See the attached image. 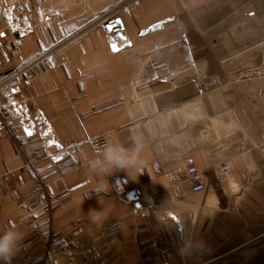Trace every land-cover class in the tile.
<instances>
[{
    "label": "crops",
    "instance_id": "1",
    "mask_svg": "<svg viewBox=\"0 0 264 264\" xmlns=\"http://www.w3.org/2000/svg\"><path fill=\"white\" fill-rule=\"evenodd\" d=\"M169 1L0 0V234L22 237L12 264H217L233 213H214L207 177L264 175V83L237 78L262 60L264 0ZM113 16L121 31L107 34ZM95 137L141 139L139 165L93 172ZM189 166L204 192L168 185Z\"/></svg>",
    "mask_w": 264,
    "mask_h": 264
},
{
    "label": "bare ground",
    "instance_id": "2",
    "mask_svg": "<svg viewBox=\"0 0 264 264\" xmlns=\"http://www.w3.org/2000/svg\"><path fill=\"white\" fill-rule=\"evenodd\" d=\"M234 177L238 175H232ZM255 176V175H249ZM250 190H253L251 188ZM253 195L257 192L252 191ZM258 197V195H256ZM242 205L216 231L223 241L217 264H264V203ZM217 221V217H215Z\"/></svg>",
    "mask_w": 264,
    "mask_h": 264
},
{
    "label": "rangeland",
    "instance_id": "3",
    "mask_svg": "<svg viewBox=\"0 0 264 264\" xmlns=\"http://www.w3.org/2000/svg\"><path fill=\"white\" fill-rule=\"evenodd\" d=\"M179 7H183V3L179 0H170L169 1V10ZM187 8V7H186ZM169 13H172L169 11ZM181 55L182 58H190L188 53H170V58H175V55ZM191 54V58H192ZM246 68V67H244ZM244 68L239 69L242 70ZM238 71V72H239ZM208 178L209 186L208 192L211 194L212 199L217 204L215 212L216 215L221 213L220 205L224 202L226 203L225 208L229 207L232 209L231 213L235 214L239 206L248 205V206H257V203H264V175H238L236 177L232 175H223V178L219 175H210ZM253 188L256 195L252 194ZM262 203V204H263ZM216 256V255H215ZM214 256V257H215ZM215 264V262H212Z\"/></svg>",
    "mask_w": 264,
    "mask_h": 264
},
{
    "label": "built area",
    "instance_id": "4",
    "mask_svg": "<svg viewBox=\"0 0 264 264\" xmlns=\"http://www.w3.org/2000/svg\"><path fill=\"white\" fill-rule=\"evenodd\" d=\"M102 30L107 34L112 32H120L121 26L118 17L113 16L110 18V20L105 21V23L102 24ZM48 57L49 55H46V58ZM26 71L27 70L23 71L22 74L26 73ZM237 78L241 81H252L258 79L261 80L262 83H264V50L260 63L240 70L237 74ZM6 128V124L0 115V133L5 131ZM88 143L95 150L96 154L98 149H101L105 145H108L107 140L104 137L92 138L88 141ZM50 151V156L56 160L58 158L61 159L66 156L64 147L51 146ZM183 183H189L191 185L193 194L204 192L207 188V180L205 174L195 166H189L185 169L170 172L168 174V185L170 187L176 189ZM148 208L151 209V205H148ZM48 264L54 263L49 260Z\"/></svg>",
    "mask_w": 264,
    "mask_h": 264
},
{
    "label": "clouds",
    "instance_id": "5",
    "mask_svg": "<svg viewBox=\"0 0 264 264\" xmlns=\"http://www.w3.org/2000/svg\"><path fill=\"white\" fill-rule=\"evenodd\" d=\"M144 147L143 141L133 138V146L126 149L120 145H105L97 150V155L89 163L90 169L98 174H108L115 170H128L139 165V154ZM22 244L21 234L7 230L0 234V264H12Z\"/></svg>",
    "mask_w": 264,
    "mask_h": 264
},
{
    "label": "snow or ice",
    "instance_id": "6",
    "mask_svg": "<svg viewBox=\"0 0 264 264\" xmlns=\"http://www.w3.org/2000/svg\"><path fill=\"white\" fill-rule=\"evenodd\" d=\"M113 51H118V49H116L115 47H113ZM25 131H26V133H27L29 136L32 135V133H31L30 131H28L27 129H26ZM56 146L59 147V145H56Z\"/></svg>",
    "mask_w": 264,
    "mask_h": 264
}]
</instances>
